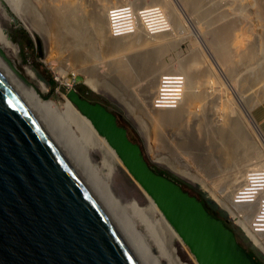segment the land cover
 I'll use <instances>...</instances> for the list:
<instances>
[{
  "label": "rangeland",
  "instance_id": "374dc122",
  "mask_svg": "<svg viewBox=\"0 0 264 264\" xmlns=\"http://www.w3.org/2000/svg\"><path fill=\"white\" fill-rule=\"evenodd\" d=\"M16 1H18L19 10L32 31L25 27L3 0H0V24L14 46L4 54L10 64L16 68L20 76L18 77L24 84L34 87L43 100H50L57 105L58 113L55 110L48 112L43 110L41 113H45V111L46 113L42 114V118L47 116L43 119L47 125H51L49 128L52 132L54 131L53 134L60 143L63 142L61 145L69 151L71 150V153H74L73 156L77 157L78 155V161L83 164V166L80 165L81 170L83 168L85 170L81 172L86 175L85 177L91 178L90 180L85 179L88 180L90 186L92 184V191L94 192L93 189H95L99 200L104 201L101 202L103 208L109 207V210L113 211L111 212L114 213V221L130 223V227L145 236L144 239L151 245L153 254L158 255V241L150 242L151 237L148 233L147 235L144 233L145 220L138 216L132 207H127L131 200H136L141 207H145L148 204L146 192L128 173L120 159L121 163L119 162L115 166L113 174L107 181L108 191L105 192L106 182L101 183L100 180H104L101 176H104L107 168L101 153L87 145L83 146L85 143L83 128L76 120L64 118L66 116L62 112L65 111V96L70 87H74L82 93H84L81 89L82 86L90 89L92 94L86 97L92 101L101 102L117 116L118 122L127 128L130 138L141 145L150 164H153L156 169L167 171L171 177H176L177 181L191 193L200 192L205 198L211 200V205L216 208L221 219L235 231L240 244L264 264V253L254 246L218 202L213 201L208 187L213 186L216 190L228 189L231 185L227 181L228 175H231L235 168L242 165L234 166L235 163H233L241 145L234 149L225 141L229 135L228 130L232 119L235 116L236 118L241 116L244 112L243 109L246 108L251 112L255 124L257 123L256 125L262 132L255 112L264 102V0H165L170 4L169 8L171 9L167 8L168 10L164 7V0ZM118 1H129L131 3L128 4L138 5L137 8L157 2L156 6L149 5L146 10L152 8L158 10L159 7L164 9L163 12L169 19L168 29L157 35L147 33L145 29H142L143 32L140 30L142 34L144 31L146 32L144 36L146 35L148 39L138 36V34L141 35L139 31L138 34H134L138 38L129 35L119 37L120 40L117 41L111 34H108L107 40L101 37L102 40H100L95 32L92 12L100 13L101 9L103 12L108 6L118 3ZM142 4L144 5L140 6ZM62 15L66 18L69 15H71L69 17H73L71 19L75 23L73 21L72 23L78 26L82 32L79 42L75 43V39L71 43L68 42L69 40H65L67 26L60 23L59 18ZM76 19L78 22L75 21ZM67 22L69 21L67 20ZM32 23L36 24L35 27H32ZM133 24V31H136L138 21L134 20ZM150 35L155 39H152ZM67 37L69 36L67 35ZM111 38L121 42L123 46L132 47L115 52L111 45L115 40ZM136 38L138 41H135ZM141 40L143 41L141 42ZM157 47L159 49L156 50ZM161 48L163 51L160 50ZM152 50L158 51L159 54L154 58L158 68L157 72L160 73L159 76L156 72V74L147 76V79L140 71H133L128 77L129 80L120 84L117 82L119 85L114 82L113 86L102 87L100 90L94 91L87 84L86 78L91 74L90 71L100 78L110 71L111 76L119 78V75H114L112 74L114 72H111L114 70L113 64L116 60L119 61L123 58L122 61L134 64L132 62L136 61L138 54ZM74 51L82 53L79 57L80 62L78 60L79 53L75 54ZM110 68L111 70H109ZM177 70L184 73L185 77L182 84L177 86L179 90H182L180 107L171 108L179 113L173 111V115L175 113L179 117L181 116L175 124L162 117L165 115L164 113H156L153 104L154 109L150 108L149 96L146 94L151 91L150 88L153 84H156L155 90L158 89L160 78L164 73L177 72ZM187 78L189 81H193L194 88L191 90H194L193 94H196L192 100L188 98L184 100ZM144 88L147 90L146 94H144L146 92L143 91ZM240 101L243 102L244 108ZM242 123L244 130L250 131L255 146L258 149H263V146L260 147L258 142L260 138L249 127V122L243 119ZM59 134L60 137L62 134L65 135L60 138ZM192 138H194L193 141H196L194 144L191 142ZM194 145L196 146L194 147ZM254 147L253 150H255ZM73 150L76 155L75 152H72ZM85 153L87 156L83 155ZM209 158L214 160L211 164H209ZM256 160L257 158L251 157L249 162ZM220 161L226 163V166L224 163L221 165ZM190 168L200 175L205 183L202 184L203 186L198 182L190 181L187 176ZM95 174L98 177H95ZM217 185L220 186L217 188ZM109 195H111V199ZM106 200L110 201V206ZM103 203H108V206L105 207ZM109 214L111 215L110 212ZM119 229L121 231L120 225ZM122 233L124 232L122 231ZM152 239L154 240L155 237L152 236ZM171 246L176 248L177 256L183 263L197 264L185 244L173 239ZM133 247L135 248V244ZM136 255H138L137 252ZM141 257L140 260L143 259L145 264H150L147 257L145 259H141ZM143 261L142 264H144ZM161 264L169 263L162 258Z\"/></svg>",
  "mask_w": 264,
  "mask_h": 264
},
{
  "label": "water",
  "instance_id": "95a60500",
  "mask_svg": "<svg viewBox=\"0 0 264 264\" xmlns=\"http://www.w3.org/2000/svg\"><path fill=\"white\" fill-rule=\"evenodd\" d=\"M66 97L106 139L197 264H260L197 195L151 166L104 104L74 87ZM0 264H138L79 168L1 64Z\"/></svg>",
  "mask_w": 264,
  "mask_h": 264
},
{
  "label": "bare ground",
  "instance_id": "6f19581e",
  "mask_svg": "<svg viewBox=\"0 0 264 264\" xmlns=\"http://www.w3.org/2000/svg\"><path fill=\"white\" fill-rule=\"evenodd\" d=\"M3 1L5 2L6 5L9 6L10 9H12L14 14L23 22L25 27H27L30 31H32V28L26 22L24 15L19 10L18 1H16V0H3ZM164 2H165V0H164ZM128 3H131V2H129V1H120L119 2L118 1V3H116V4L114 3L115 5L113 4L110 7L108 6L105 10H103V12H102V9H101L100 13L95 12V11L92 12L91 17L94 21L95 32L99 38L101 37L105 40L106 37L108 36V34H111L112 37L116 38L118 41V40H120L119 37L122 38V36L125 37V36H129V35H133V37H134L135 36L134 34L139 32L142 29L143 30L145 29L147 33L149 32L150 34H155V35H157L158 33H162L168 29L169 19L167 18V16L163 12L164 9L162 10L161 7H159L158 10H156L154 8L146 10V8L149 5L150 6H153V5L156 6L157 2L151 3L149 5L142 4L140 6H143V5L144 6L141 8H137L138 5H134V4L132 5V4H128ZM126 5L128 8H127V10H124L125 9L124 7H126ZM164 7H165V9H167L170 7V4L168 2H165ZM169 9H171V8H169ZM171 13H172V11H171ZM69 16H71V15H69ZM69 16L66 18V17H64V15H62L59 18L60 23L67 26L66 31H65V34H66L65 36L67 39L64 37V34H63V37L65 38L66 41L69 40L68 41L69 43L74 42L75 40H76L75 43H77L82 38V32L80 29H78V26H75L72 23L73 20L71 18H73V17H69ZM67 20L69 22H67ZM134 20L138 21V27H137L136 31H133ZM33 21H35V20H33ZM75 21L78 22L77 19ZM80 23L82 24V22H80ZM62 24H60V25H62ZM35 25L36 24L32 23V27H35ZM163 27H165V28H163ZM143 30H142V32H143ZM146 32L144 31V34H146ZM139 33L141 35H139L137 33L138 36H143V38L146 37V35L144 36V34H142L141 31ZM67 35L69 37H67ZM138 36H135V37L138 38ZM101 38H100V40H102ZM113 38H111V39L115 40V41H113L111 43V45L113 46L112 48L115 52H117L118 50L121 51V50L128 49V48L132 47V46H123V44L120 42L122 44V46H121L120 43L117 42L116 39H113ZM137 38L135 41H138ZM143 38H141V39H143ZM146 38L148 39V37H146ZM151 38L153 39L154 36H151ZM142 41L143 40H141V42ZM128 42H130V41H128ZM127 44L130 45L131 43H127ZM12 47H14L12 40L9 38L8 34L3 30V28L0 24V64L4 67V69L10 75V77L13 79V81L16 83V85L19 87V89L23 92V94L31 100V102L33 103V105L35 106V108L37 109V111L40 113L41 116H42V114L44 115L46 113V111L48 112L50 110H55L56 113H58L57 105L53 104L50 100H46V101L43 100L41 98L40 94L36 91V89L34 87L26 85L21 81V79L19 78L20 76L18 74V71L16 70V68L12 64H10V62L7 60V58L4 54V52L9 51L10 49H13ZM158 47L156 48V50L159 49ZM151 49H152V47H151ZM90 50H91V48H90ZM160 50L163 51L162 48ZM84 51H86V50H84ZM157 52L158 51L152 50L150 52L146 51L145 53L138 54L137 55L138 57H136V61H135L136 64H135V62H132L134 64H129L128 62L122 61V60H124L122 57H120L122 59L119 61L115 59L116 60L115 64H113L114 61L111 62L113 64L114 70L112 71L111 68L109 70H111V72H114L112 74L119 75V78H118V76H114V77L111 76V74L109 73L110 71H108V74L106 73L104 76H102V78L98 77L95 73H93V71H90L91 74H89L87 76L86 82L92 89L100 90V88H102V87H110V85L113 86L112 84H114V82L116 85H119L120 83H124V81L129 80L128 77L133 73V71H140L144 75V77H147V76L149 77L153 73L156 74L157 69H158L156 64H155V60H154V58H156V56L157 57L159 56V54ZM77 53H79V56L78 55H76V56H78V60L80 62L81 60L79 57H80L81 52L79 51ZM77 53L75 52V54H77ZM74 57H75V55H74ZM246 59H248V58H246ZM112 60H114V59H112ZM251 60H252V58H251ZM112 64H111V66H112ZM253 66H254V64H253ZM136 67H138V68H136ZM167 70H171V69H167ZM251 70H252V68H251ZM159 72H160V70H159ZM157 74H158V76L160 75V73H158V72H157ZM182 74H183V76L185 75L184 73H182L181 71H178V70H177V72H166L161 76L157 90H155L156 84L155 85L150 84L152 88L149 87L151 89V91L149 93H147V90L145 88L143 89V91H146V92H144V94L147 93L146 96H149L150 108H152V109L155 108L154 110L158 114H159V112H161L162 114L164 113L165 115H162V117H164L169 122H174L175 124L178 121L177 119H179L181 116L179 117L177 115L179 113L174 111V109L177 107H180L179 106L180 103L178 102L176 106L172 102L162 103V105H161L162 107H160V106L157 107L155 105V103L153 102V100H154L155 94L158 93V91L161 89V81L163 78H170V80L168 81L169 84L167 86L173 87L172 89H174V90H179L177 86L179 85L180 82H182V80H176V79L182 78V77L178 76V75H182ZM148 77H147V79H148ZM188 79L189 78H187L186 94H185L184 100H186L187 98L192 100L193 97L196 95V94H193L194 90L193 91L191 90V88H194L193 87V81H191V80L189 81ZM183 80H184V78H183ZM193 80H194V78H193ZM128 87H130V86H128ZM126 89H127V87H126ZM183 102H185V101H183ZM183 102H182V104H183ZM240 103H241V106L244 108L243 102L240 101ZM152 104H153L154 108L152 107ZM64 106H65V108H64L65 111L62 112L64 114V116H66L64 118L76 120L78 122V124L84 130V141H85V143L83 144V146L87 145V147L89 146L90 148H93L96 151H98L99 153H101L100 155H102L103 161L105 163L104 165L107 168V172L104 174V176H101L104 178V180H100V179L99 180L102 181L101 183H103V181L106 182V187L104 186V188H106V189H104V191L107 192L108 191L107 190L108 189L107 181L109 180L111 174H113L112 172H113L115 166L120 162L119 158H118L117 154L115 153V151L107 143L106 139L103 136H101L100 134H98L96 129L91 124L90 120L88 118H86L83 114H81L80 111L70 102V100L66 96H65ZM158 108H165V109H158ZM171 108H174V109H171ZM43 110H46L45 113H41V112H43ZM173 111L177 114L174 113V115H173V113H172ZM243 111H244L243 112L244 115L242 114L241 116H238L237 118L235 116L232 119V122L230 124V128L228 130L229 135L225 138V141L228 142V144H230V146H232L234 149H236L238 146L241 145L240 150L238 152V156L236 157L235 162H233V163H235L234 166L236 164H242V165L238 168H235L232 171L231 175H228L227 181H228V184L229 183L231 184V185H229L228 189L224 188V190H222V189L216 190V188H214L213 186H208L209 187V193H210L212 199L217 201L218 204L222 207V209L229 213V215L232 219L233 218L235 219V217H236L237 222L241 225L243 223L242 222V218H243L242 215H244V209L251 208L256 203L259 204V208H264V204H262V201H261L262 198H264V158H262L264 156V136H263L262 132L259 130L258 126L256 125L257 123L255 124V122L253 120L254 118H252L251 112L248 111L246 108H244ZM180 114H181V112H180ZM47 115H48V113H47ZM45 117L47 118L46 115L43 116V118H45ZM243 119L244 120L246 119V121L249 122V127L258 135V137L260 138L258 140V142L260 143L259 145H260V147L263 146V149H261V148H260L261 150L258 149L257 146H255L256 144L254 143V141L251 139L250 131L249 130L246 131L247 129L244 130V124L242 123ZM48 126L50 127L51 125L48 124ZM212 128H213V126H212ZM245 128H247V127H245ZM53 133H54V131H53ZM57 133H59V132H57ZM63 135H65V134H62V136ZM67 135H68V133L66 134V136ZM71 136H73V135H71ZM59 137H60V134H59ZM62 139H64V138H62ZM193 139L194 138L191 139L192 144H194L196 142V141H193ZM75 140H77V139L75 138ZM58 141H59V139H58ZM61 143H63V142L61 141ZM71 143H72V141H71ZM189 145H190V143H189ZM195 146L196 145H194V147ZM252 146L255 148L256 151L253 150ZM79 147H75V148H79ZM63 148L65 149V151L67 152L69 157L72 159V161L75 163V165L79 168V170L84 172L85 171L84 168H83V170H81L80 165L83 166V164H80V162L78 161V158H79L78 155H77V157H78L77 158V157L73 156L74 153H71V150L69 151L65 147H63ZM71 148H74V147H71ZM77 151H79V150H77ZM72 152H75V151L73 150ZM75 155H76V152H75ZM83 155H86V153ZM208 155L210 156L211 154H208ZM251 157H255V158H257V160L253 161V162L252 161L249 162ZM213 161L211 160V158H209V164H211V162H213ZM222 161H224V160H222ZM222 161H220L221 165L224 163V162L222 163ZM84 162H85V160H84ZM84 162H82V163H84ZM89 163H90V161H89ZM171 164H173V163H171ZM224 164L226 166V163H224ZM181 166H182V164H181ZM93 167L95 168V166H93ZM94 172H96V170ZM96 174H98V173H96ZM96 174H95V177L97 176ZM82 175L84 176V178H87V177H85L86 176L85 174L82 173ZM187 176L189 177L190 181L198 182L201 185L205 184L203 182V180L200 178V175L198 173L194 172V170H192L191 168H190V172L187 173ZM87 179L90 180L91 178H87ZM87 179H86V181L89 184ZM96 181L97 180L95 178V182ZM246 183H248V184H246ZM89 186H90V184H89ZM91 186H92V184H91ZM218 186H220V185H217V188H218ZM94 187H96V186H94ZM93 190H94V194H95V189H93ZM109 190H110V188H109ZM95 196L99 200V197L96 194H95ZM109 197H110V199L112 198L111 195H109ZM104 199H106V198H104ZM99 202L101 203L104 201L99 200ZM106 202H108V201L106 200ZM105 203H103V204L106 207V205L108 203L107 204H105ZM110 204L111 203H109V206H110ZM114 204H115V201H114ZM127 207H129V208L132 207L135 210V212L138 213V216H140L143 220H145L146 229L144 230V233H146V235L148 233L149 236L151 237V239H149V241L150 242L158 241V255H155L151 251V245L149 244V242L146 241V239H144L145 236L143 234L137 232L135 230V228L130 227L129 226L130 223H128V222L122 223L119 220L117 222H115L114 221L115 220L114 213H112L113 211L111 210L112 211L111 212L109 210V207L104 208L108 214H109V212L111 213L112 216L109 214L111 216V220L115 224V226L118 229L121 237L123 238L124 242L126 243L127 247L131 251V254L133 255L134 259L136 260V262L138 264H142V261H143L142 258L145 259L146 257L148 258L150 264H161L162 258L166 259L169 264H185L177 256L176 248L171 246V241L173 239H177L180 243H182V244H184V243L182 242L181 238L179 237L177 232L174 230V228L171 226V224L167 221L165 216L162 214L161 210L157 207V205L154 203V201L150 198V196H148V204L145 207H141L139 205L138 201H136V200H131L130 202H128ZM119 225L121 226V231L119 229ZM156 229H158V230H156ZM244 229H245L246 235L250 239V241L254 245H256V247H258L264 253V227H262L261 224L253 223V220H250L249 224L247 226H245V224H244ZM122 231L124 233H122ZM152 236L155 237L154 240L152 239ZM134 244H135V248L133 247ZM136 252L138 255H140V257L143 256V257H141L142 260H140V257H138V255H136ZM143 263H144V261H143Z\"/></svg>",
  "mask_w": 264,
  "mask_h": 264
},
{
  "label": "built area",
  "instance_id": "2783aa9c",
  "mask_svg": "<svg viewBox=\"0 0 264 264\" xmlns=\"http://www.w3.org/2000/svg\"><path fill=\"white\" fill-rule=\"evenodd\" d=\"M124 10H127V6L124 7ZM165 28V27H163ZM179 77L176 80H183L184 76L178 75ZM170 78H163L161 81V89L158 91V93L155 94L153 102L158 107H162V103H169L172 102L177 105V103L181 99V90H172L173 87L167 86L169 83L168 81ZM180 82L179 84H181ZM179 88V87H178ZM248 184V183H246ZM262 204H264V198H262ZM229 215V213H228ZM230 216V215H229ZM242 225L237 222V218H233V221L236 223L237 226H239L246 234V231L244 229V224L247 226L249 224L250 220H253V223L261 224L262 227H264V208H259V204L256 203L251 208L244 209V215H242ZM231 218V217H230Z\"/></svg>",
  "mask_w": 264,
  "mask_h": 264
},
{
  "label": "trees",
  "instance_id": "16d2710c",
  "mask_svg": "<svg viewBox=\"0 0 264 264\" xmlns=\"http://www.w3.org/2000/svg\"><path fill=\"white\" fill-rule=\"evenodd\" d=\"M54 82V81H53ZM83 88H81L82 89V91L84 92V93H82L81 91H79L82 95H84V96H89V95H91L92 94V91L90 90V89H88L86 86H82ZM151 166L155 169V170H158V171H160L161 173H163V174H165V175H167V176H169V177H171V174H169L167 171H165V170H160V169H156V167L153 165V164H151ZM172 179H174L176 182H178L177 181V179H176V177H171ZM179 183V182H178ZM180 184V183H179ZM181 185V184H180ZM185 190H187L183 185H181ZM189 191V190H188ZM193 194H195V195H197L201 200H202V202L204 203V205H205V207L213 214V215H215V216H217L218 218H221L220 216H219V213H218V211L216 210V208L215 207H213L211 204H212V201L211 200H209V199H207V198H205L204 196H203V194H201L200 192H193ZM250 253V252H249ZM252 256H253V254L252 253H250ZM257 260V259H256ZM260 264H262L260 261H258Z\"/></svg>",
  "mask_w": 264,
  "mask_h": 264
},
{
  "label": "crops",
  "instance_id": "0c3cea01",
  "mask_svg": "<svg viewBox=\"0 0 264 264\" xmlns=\"http://www.w3.org/2000/svg\"><path fill=\"white\" fill-rule=\"evenodd\" d=\"M255 116L264 135V102L261 104L260 108L256 110Z\"/></svg>",
  "mask_w": 264,
  "mask_h": 264
},
{
  "label": "clouds",
  "instance_id": "9594fccd",
  "mask_svg": "<svg viewBox=\"0 0 264 264\" xmlns=\"http://www.w3.org/2000/svg\"><path fill=\"white\" fill-rule=\"evenodd\" d=\"M227 212V211H226ZM228 213V212H227ZM236 224V223H235ZM244 232V231H243ZM245 233V232H244ZM247 236V235H246ZM250 240V239H249Z\"/></svg>",
  "mask_w": 264,
  "mask_h": 264
}]
</instances>
